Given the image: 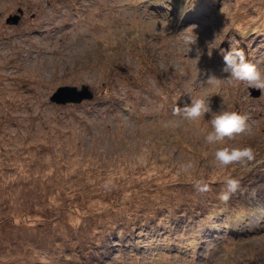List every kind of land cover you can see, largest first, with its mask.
I'll return each instance as SVG.
<instances>
[{"label": "rangeland", "instance_id": "1", "mask_svg": "<svg viewBox=\"0 0 264 264\" xmlns=\"http://www.w3.org/2000/svg\"><path fill=\"white\" fill-rule=\"evenodd\" d=\"M230 44L264 72V0H0V264H264V95ZM197 98L250 130L208 144L211 114L173 115Z\"/></svg>", "mask_w": 264, "mask_h": 264}, {"label": "clouds", "instance_id": "2", "mask_svg": "<svg viewBox=\"0 0 264 264\" xmlns=\"http://www.w3.org/2000/svg\"><path fill=\"white\" fill-rule=\"evenodd\" d=\"M224 67L222 71L227 73L229 82H243L249 89H256L264 95V72H261L257 64L249 60L243 49L229 45V50L222 51ZM221 82V78L209 75L207 83L216 86ZM206 114H211L210 123L213 131L205 137L210 145L221 144L226 138H232L237 134H242L250 130L248 117L234 111L219 110L213 111L211 103L206 98L191 99L190 104L183 107L177 106L173 109L174 116H180L186 121H197ZM255 153L252 147H223L215 152L217 166L227 167L234 163L244 165L254 159ZM193 167L192 163L182 166L183 172L187 173ZM197 191H209L208 184L197 181L195 184ZM240 187V182L234 178H228L225 189L220 193V199L227 201L231 195L235 194Z\"/></svg>", "mask_w": 264, "mask_h": 264}, {"label": "water", "instance_id": "3", "mask_svg": "<svg viewBox=\"0 0 264 264\" xmlns=\"http://www.w3.org/2000/svg\"><path fill=\"white\" fill-rule=\"evenodd\" d=\"M20 14L10 15L7 21L10 23H17L20 20ZM259 91H257V94ZM95 93L88 84H83L81 87L76 85H62L59 86L52 94L51 100L58 103L68 102H82L84 99H92Z\"/></svg>", "mask_w": 264, "mask_h": 264}, {"label": "trees", "instance_id": "4", "mask_svg": "<svg viewBox=\"0 0 264 264\" xmlns=\"http://www.w3.org/2000/svg\"><path fill=\"white\" fill-rule=\"evenodd\" d=\"M145 232H146V231H145ZM131 250H134V252H136V254H138L135 248H132V247H131ZM163 252H165V251H163ZM132 255H135V254H132Z\"/></svg>", "mask_w": 264, "mask_h": 264}]
</instances>
